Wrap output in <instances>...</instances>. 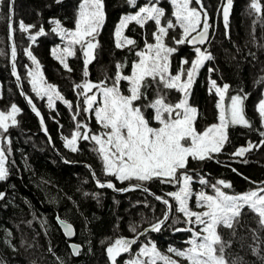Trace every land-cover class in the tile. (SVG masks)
I'll use <instances>...</instances> for the list:
<instances>
[{
    "label": "snow or ice",
    "instance_id": "6c2138e0",
    "mask_svg": "<svg viewBox=\"0 0 264 264\" xmlns=\"http://www.w3.org/2000/svg\"><path fill=\"white\" fill-rule=\"evenodd\" d=\"M55 2L59 4L62 0ZM125 3L135 11L121 15L113 35L116 49H126L136 57L131 63V74H124L126 64L117 62L114 77L105 73L103 80L92 82L89 79V65L96 59V49L99 47L97 38L106 19L105 0H80L74 28L68 29L62 25L61 20L51 18L48 21L51 25L50 33L46 32L42 24L33 33L32 30L37 26L26 25L22 20L18 29L13 27L15 0H0V21L5 19L2 9L7 4L8 38L13 41L10 45L11 75L16 80L20 95L40 118L42 130L48 136L49 143L52 144V138L44 117L37 108L34 97L24 91V81L30 86L35 98L47 99L48 109L55 110V101H60L72 112L74 130L70 137L61 136L64 148L77 153L82 151L80 142H88L91 145L90 150L102 164L103 175L114 178L120 184L127 182L126 187L117 188L110 179L101 181L91 165H85L98 188L120 193L140 190L163 205L161 215L154 220L142 218V223L133 222L128 225V230L133 234L131 238L121 236L107 246L106 254L110 264H118L117 258L123 254H128L124 264H180L174 257L181 258L187 264H246L244 257L238 253L234 255L231 250L234 243H239L243 250L244 242L249 239L251 243L247 247L251 254L264 264V183L257 184L256 188L242 194L232 193L226 191L232 189L230 182L224 179L210 182L190 167L191 162L213 160L223 153L225 146L231 142L229 129L237 126L258 132L261 139L258 143L248 141L247 146L236 148L231 153L233 157H245L253 149L264 146V88L261 89V96L254 106L260 122V127L255 128L246 113V101L251 93L240 88L230 94L229 83L220 85L209 76V93L218 97L215 104L218 122L199 131L195 126L198 109L190 105L189 97L201 69L206 63L216 60L210 50L215 37V26L210 23L211 18L204 0H168L172 8L170 18L166 16L165 8L160 6L162 0H145L142 5L139 0H125ZM232 7L233 0H222L221 7L217 10L218 14L222 12L225 35L228 33ZM249 12L255 15L254 26L256 22L264 24V5L261 0H251ZM149 22L155 25V30L150 33L152 42L149 41V35L144 34L141 48L140 42L125 32L133 24L145 29ZM177 28L180 29V36H171L170 45L167 42L170 31L174 32ZM17 30L26 34L27 40L31 42L29 47L23 49L24 55L31 62V66L23 65V77L17 69L18 51L14 42ZM131 31H135V28ZM48 34L59 36L63 42V46L53 47L51 54L67 72L73 71L68 58L76 57L77 50L82 53L83 80L75 83L73 87L77 96L74 111L73 102L65 99L56 85L47 81L41 62L32 51L31 45L37 43V38ZM253 43L258 48H264V45L256 42L254 35ZM183 45L192 46L194 58L189 60L182 57L179 67L173 72L174 54ZM0 55L6 53L0 50ZM249 55L256 58L253 52H249ZM215 71L217 69L214 67L208 68L210 74ZM122 81L127 82V94L122 91ZM254 86H264V75L254 81ZM172 90L181 94L178 102L173 103L168 99ZM150 91L154 93L152 99H149ZM20 113L21 109L15 103L10 105L7 112L0 110V182L9 179L10 168L14 163L11 161L12 141L9 130L18 127L17 116ZM81 113L85 118L77 119ZM89 114L94 115L100 132L91 129ZM52 119L55 121V116ZM60 127L63 128V125ZM52 146L55 147L54 144ZM242 162L247 163L246 160ZM65 163L69 161L65 160ZM232 171L236 172V169L233 168ZM153 182L171 185L176 190L157 195L148 187ZM43 183L47 184L49 181ZM197 183L200 186L198 191L194 188ZM208 189L211 191H207ZM84 195H91L98 200L97 194ZM66 198L72 200L70 196ZM193 198L195 208L199 211L190 207ZM4 199L5 193L0 192V201ZM51 202L55 203V200ZM144 207L152 206L145 201ZM245 209L253 214L255 228L248 227L247 221L243 220L247 215ZM152 211L155 213L154 207ZM33 218L39 220L40 227L47 234V219L35 215ZM56 220L66 237L75 235L73 225L66 219L57 214ZM169 221L173 225H186L184 228H174V231L190 233L189 239L185 241L187 247L177 249L169 246L167 252L172 255L162 254L156 244L149 240L133 251V246L137 245L141 237L162 231ZM28 223L31 226L32 221ZM142 224L148 226L143 227ZM242 230L246 234L242 235ZM225 231L228 239L224 238ZM247 233H250V237ZM12 237V231L5 228L0 235V242L16 250ZM69 247L72 255H80V245L73 243ZM48 252L55 256L51 246ZM56 259L58 264H65L60 257ZM0 264L6 262L0 258Z\"/></svg>",
    "mask_w": 264,
    "mask_h": 264
},
{
    "label": "trees",
    "instance_id": "16d2710c",
    "mask_svg": "<svg viewBox=\"0 0 264 264\" xmlns=\"http://www.w3.org/2000/svg\"><path fill=\"white\" fill-rule=\"evenodd\" d=\"M139 2L141 3L140 0ZM250 2L251 0H233L229 29L225 35L224 24L222 25L221 21L217 20V16L220 17L217 10L220 9L222 0H204V5L211 18L210 22L216 24L215 37L210 47L216 60L206 63L201 69L189 97L190 105L198 109L195 126L199 131L216 120V96L214 93H209V76L216 79L220 85L225 82L229 83L231 85L230 94H234L235 90L240 88L250 92L251 95L246 101V113L253 121L254 127H260L254 106L264 86L256 87L254 81L264 75V48H258L253 43V35L257 43L264 45V24L256 22L254 26L255 15L249 12ZM79 3L80 0H62L59 4L55 0H15L13 27L18 29V24L22 20L26 25L35 24L37 26L32 30L33 33L41 24L46 32L50 33L51 25L48 21L56 18L61 20L64 27L73 29ZM261 3L264 5V0H261ZM160 6L164 7L168 14L169 5L164 0ZM129 11H135V9H130L125 0H105L106 19L97 38L99 47L96 49V59L89 65V79L92 82L103 80L105 73L109 77H114L117 62L126 64L124 74L131 73V63L136 57L129 54L126 49H116L113 35L121 15ZM7 13L8 7L5 4L2 9L5 19L0 21V50L6 53V55H0V97H2L0 98V110H9L10 105L15 103L21 109V113L17 116L18 127L9 130L12 141L11 161L14 163L10 168L9 179L0 182V192L5 193V199L0 201V235L5 228L12 231V243L16 250L0 242V258L6 264H58L56 257L63 259L65 264H108L105 256L106 247L121 236L131 238L133 234L128 230V225L133 222L142 223V218L154 220L161 215L163 205L138 190L114 193L111 189L98 188L88 168L83 165H91L101 181L110 179L117 188L125 187L127 182L120 184L114 178L103 175L102 164L90 150L91 145L88 142L81 141L79 146L82 151L77 153L64 148L61 136L69 137L74 130L72 112L60 101H55V110H48L43 102H40L42 100L35 98V94L24 81V91L34 97V102L44 117L52 144L55 145L53 148L48 141V136L41 133L31 109L23 102L11 76ZM132 28H135V31H131ZM153 29L151 22L145 26V29L133 24L129 26L125 34L137 39L142 48V36L147 33L150 41V33ZM14 42L18 51L17 69L23 77L25 75L23 65L31 66L23 49L29 47L31 42L27 40L26 34L19 30L15 32ZM57 45L63 46L60 37L48 34L38 37L37 43L31 45V48L41 62L47 81L56 85L65 99L73 102L74 111L77 96L73 87L75 83L83 80V56L77 50L76 57L68 58V63L73 69L69 73L51 54V49ZM249 52L255 53L256 58L253 59ZM182 57L193 59L192 48L188 45L179 46V51L174 54L173 58V72L179 67ZM209 67H214L217 71L210 74ZM108 82L111 83V80ZM121 83L122 91H126L124 82ZM153 97L154 93L150 91L149 99ZM179 98L178 93L173 90L168 94V99L173 103L178 102ZM89 115L91 116L90 127L97 132L94 117L92 114ZM53 116L56 118L55 121L52 119ZM84 118V114L81 113L77 119ZM60 125H63V128ZM229 136L231 142L225 146L226 150L223 153L213 160L191 162L190 167L204 175L210 182L214 183L218 179L230 182L232 189L226 191L232 193L246 192L255 188L257 184L264 183V146L253 149L243 158L231 155L236 148L245 146L248 141L258 143L261 139L258 132L237 126L229 129ZM65 160L69 163H65ZM244 160L247 163L242 162ZM233 168L236 172L232 171ZM43 181H49V183L45 184ZM148 187L157 195L172 191L173 188L171 185H161L156 182L149 184ZM84 193L97 194L98 200L92 198L91 195L85 196ZM65 194L72 197V200H68ZM137 197H142L144 201L148 200L150 203L148 201L147 203L155 208V213L152 207H142L141 215H137V210L130 204L132 202L130 200ZM53 200L55 203L51 202ZM73 201L76 203L74 204ZM245 211L247 215L243 217V220L247 221L248 227L255 228L253 214L247 209ZM57 214L73 225L75 235L71 242L81 246L80 255L72 256L69 241L64 238L56 224ZM34 215L47 219L49 225L47 234L40 227L39 220L33 218ZM29 221H32L31 226H29ZM142 226L147 227L148 225L142 224ZM184 227L183 223L173 225L169 221L162 231L149 233L148 236L139 240L133 250L147 238L153 240L160 252L169 246L180 248L189 233L177 232L174 228ZM241 234L246 233L242 230ZM247 235L250 237V233ZM224 238H229L227 231L224 232ZM248 243H251L250 239L244 242L243 250L239 243H234L231 251L234 255L238 253L244 257L246 264H262L251 254L247 247ZM49 246L55 256L48 252ZM126 258L128 254L119 258L118 264H124Z\"/></svg>",
    "mask_w": 264,
    "mask_h": 264
},
{
    "label": "rangeland",
    "instance_id": "374dc122",
    "mask_svg": "<svg viewBox=\"0 0 264 264\" xmlns=\"http://www.w3.org/2000/svg\"><path fill=\"white\" fill-rule=\"evenodd\" d=\"M141 1V5L145 2V0H140ZM164 2H166L168 5H169V12H168V14H166V16L167 17H171V13H172V8H171V5L168 3V0H164ZM174 19V18H173ZM217 20H220L221 21V24L223 25V17H222V12L220 13V17L219 16H217ZM152 24H153V27H154V29H153V31L155 30V25H154V23L153 22H151ZM210 23H213L214 24V26H215V28H216V24H215V22H210ZM174 34H175V36L177 37V38H179V36H180V29L179 28H177L174 32H171L170 31V37H169V39H168V43H170V42H172L171 41V36H174ZM150 42H152L151 41V39H150ZM189 46V45H188ZM190 47V46H189ZM191 48V47H190ZM131 74V73H130ZM122 82H124V81H122ZM124 87L126 88V91H124L125 92V94H127V87H128V85H127V82H124ZM28 85V84H27ZM29 86V85H28ZM264 88V87H263ZM29 89H30V86H29ZM174 92H176L175 90H173ZM178 93V92H177ZM34 94V93H33ZM178 95H179V97L181 98V94L180 93H178ZM260 96H261V92H260ZM260 96H259V98H260ZM179 98V99H180ZM39 99V98H38ZM217 99H218V97H216V102H217ZM40 102H43V104H44V106L48 109V107H47V99L45 98L44 100H42V101H40ZM216 102H215V104H216ZM257 102H258V100H257ZM257 102H256V104H257ZM255 104V105H256ZM48 110H50V109H48ZM2 111H8V110H2ZM257 114V113H256ZM93 117H94V115H92ZM217 116H218V110L216 109V120L214 121V122H212V123H217L218 122V119H217ZM257 117H258V114H257ZM94 119V121H95V118H93ZM258 120H259V118H258ZM211 123V124H212ZM260 123V122H259ZM210 124V125H211ZM153 125L154 126H156L155 125V122H153ZM210 125H208V126H210ZM207 126V127H208ZM206 128V127H205ZM204 128V129H205ZM203 129V130H204ZM95 130L97 131V132H100L101 131V129H100V126L96 123V121H95ZM203 130H201V131H203ZM71 136V135H70ZM69 136V137H70ZM245 146H247V144L245 145ZM238 158H243V157H238ZM172 187V186H171ZM194 188H195V190H199V188H200V186L198 185V183L197 184H194ZM256 188V187H255ZM254 189V188H253ZM174 190H176V188H172V191H174ZM207 191H211L210 189H208ZM242 193H244V192H240V193H238V194H242ZM130 201H132L130 204L131 205H133V207H135V209L137 210V215H141V212H142V210H143V208L142 207H144L143 205H144V203H145V201H144V199L142 198V197H137V198H135V199H131ZM148 201V200H147ZM148 203H150L149 201H148ZM190 207L193 209V210H197V211H199V209H196L195 208V204H194V198H193V200L192 201H190ZM144 208H146V207H144ZM185 227H186V225H185ZM189 237H190V233H189V235H188V238L187 239H189ZM143 239V238H142ZM186 239V240H187ZM146 240V241H145ZM152 241L153 242V240L152 239H144L133 251H136V250H138V248L141 246V244H143V243H146L147 241ZM185 240V241H186ZM185 241H184V243H183V245H182V247H180V248H177V249H183V248H185V247H187V245L185 244ZM168 249V248H167ZM167 249L166 250H164L163 252H161L162 254H168V255H172V254H170V253H168L167 252ZM175 259H177V260H179L180 261V264H187V262L186 261H183L181 258H178V257H174ZM127 259V258H126ZM158 264H162V262H158Z\"/></svg>",
    "mask_w": 264,
    "mask_h": 264
},
{
    "label": "water",
    "instance_id": "95a60500",
    "mask_svg": "<svg viewBox=\"0 0 264 264\" xmlns=\"http://www.w3.org/2000/svg\"><path fill=\"white\" fill-rule=\"evenodd\" d=\"M9 33H8V24H7V41H8V51H9V66H10V73H11V64H10V45H11V43L13 42V41H10L9 40ZM190 46V45H189ZM191 48H192V46H190ZM12 76V75H11ZM12 78L14 79V82H15V84H16V80H15V78L12 76ZM16 87H17V84H16ZM18 89V88H17ZM18 92H19V94H20V91H19V89H18ZM21 96V95H20ZM21 98H22V100H23V102L25 103V105L27 106V107H30L28 104H27V102H26V100L24 99V97L23 96H21ZM32 115L34 116V118H35V120H36V122H37V124H38V127L40 128V130H41V133L42 134H44L45 135V133H44V131L42 130V127H41V124H40V118L39 117H37L36 115H35V113H33L32 112ZM84 167H85V165H83ZM87 168V167H86ZM89 170V169H88ZM91 175V174H90ZM93 180V179H92ZM93 182L95 183V181L93 180ZM96 184V183H95ZM127 186V185H126ZM125 186V187H126ZM113 191V190H112ZM138 191H140V190H138ZM114 193H120V192H115V191H113ZM141 192H143V191H141ZM143 193H145V192H143ZM146 195H148V196H150L151 198H153L151 195H149V194H147V193H145ZM154 199V198H153ZM157 202V201H156ZM157 203H159V202H157ZM160 204V203H159ZM55 221H56V224H57V226L59 227V229L61 230V232H62V234H63V236H64V238L66 239V240H68L69 241V245L70 244H73L71 241H72V239L74 238V236H72V237H66L65 235H64V232H63V229L59 226V224H58V222H57V220H56V218H55ZM152 233H155V232H152ZM142 238H144V237H141L140 238V240L142 239ZM135 246V245H134ZM134 246H133V248H134ZM70 248V247H69ZM107 248V247H106ZM70 250H71V248H70ZM126 254H123L121 257H118L117 258V260L119 259V258H122L123 256H125ZM72 256H75V255H72ZM105 256H106V259H107V261H108V264H110V261L108 260V257H107V254H106V249H105Z\"/></svg>",
    "mask_w": 264,
    "mask_h": 264
},
{
    "label": "bare ground",
    "instance_id": "6f19581e",
    "mask_svg": "<svg viewBox=\"0 0 264 264\" xmlns=\"http://www.w3.org/2000/svg\"><path fill=\"white\" fill-rule=\"evenodd\" d=\"M31 109V107H29ZM32 111V110H31Z\"/></svg>",
    "mask_w": 264,
    "mask_h": 264
}]
</instances>
